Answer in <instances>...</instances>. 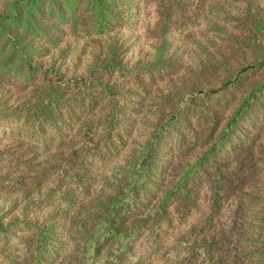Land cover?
I'll list each match as a JSON object with an SVG mask.
<instances>
[{"label": "rangeland", "instance_id": "obj_1", "mask_svg": "<svg viewBox=\"0 0 264 264\" xmlns=\"http://www.w3.org/2000/svg\"><path fill=\"white\" fill-rule=\"evenodd\" d=\"M98 1L0 0V264H264V0Z\"/></svg>", "mask_w": 264, "mask_h": 264}, {"label": "trees", "instance_id": "obj_2", "mask_svg": "<svg viewBox=\"0 0 264 264\" xmlns=\"http://www.w3.org/2000/svg\"><path fill=\"white\" fill-rule=\"evenodd\" d=\"M99 7L101 11H105L104 8V2L102 0L98 1ZM114 19V16H111V20ZM23 59L26 60L27 58L25 56H23ZM57 85H60V81L57 82ZM88 100V103L85 102V100ZM89 95L86 94L83 98V101L80 102L79 104V112L80 113H85V110L87 107H95V104H92L91 102H89ZM70 103H72L70 101ZM49 108H50V112L52 114L60 113V111H58V106H59V100L56 99H52L49 101ZM71 110V107H66L65 110ZM70 112V111H69ZM74 111H71V114H74ZM173 115V114H171ZM177 117H175L174 119L172 117H170V119H167L165 123H163L161 126H165L166 128L172 129L175 125V122ZM112 122V120H110ZM95 123H98V119H91L89 121V125L87 127L86 133L90 136L91 135V130L94 128L93 125ZM106 123H110L108 120L106 121ZM237 122H235L236 124ZM54 130L58 131L59 127L57 125V123H54ZM235 124H233V127H235ZM229 125H231V123H229ZM98 126V124H97ZM96 127V125H95ZM112 127L113 125L110 123L109 124V129H108V137L111 136L112 134ZM167 130V129H166ZM92 137V135H91ZM88 143L85 144V149H91L93 147L97 146V142H93L91 139H88ZM92 150V149H91ZM162 150V147L160 145H158L157 143V139L156 136L154 135L149 143L147 144V146L144 149V160L139 164L140 165V170L137 171V173L135 174V176L130 180L127 179L125 182H122L121 185L119 186V191L117 193V199L116 202L119 203V206L117 208L118 211H115V209H111L109 212H106V210L108 209V207H111L110 205L112 204L111 201H108V203H102V210L103 213H105L106 215L104 216L105 219V225H104V230L105 233H103L101 235L100 238L104 239L105 241L108 238L109 234L110 236H116L117 240L120 242V245L124 248H127V245L129 243V241L131 240V236H133V234L135 233V230L133 231V233H131L130 235H121L118 232V227H117V222H115L114 217H120L122 212L125 211L124 214H128L131 208V206L135 205L139 199L140 193H142L144 191V186L150 182V178H152V168L154 167L155 163L158 162L159 160V154ZM138 163V160L136 162V164ZM180 188V183L175 186L172 191L170 193H168L169 195H174V197H176L177 195H180V191H178ZM170 197V196H169ZM167 198V196H166ZM114 206V205H113ZM104 208H105V212H104ZM135 208V207H134ZM157 209L159 207H156ZM156 210H153L151 212H155ZM98 243V242H97ZM263 247H264V242H263Z\"/></svg>", "mask_w": 264, "mask_h": 264}]
</instances>
